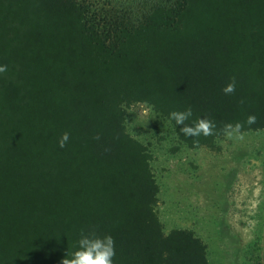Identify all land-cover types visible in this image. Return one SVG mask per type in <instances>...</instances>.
<instances>
[{
    "label": "trees",
    "instance_id": "trees-1",
    "mask_svg": "<svg viewBox=\"0 0 264 264\" xmlns=\"http://www.w3.org/2000/svg\"><path fill=\"white\" fill-rule=\"evenodd\" d=\"M62 2L59 14L30 3L0 11V65L8 68L0 73V264H62L81 230L117 241L136 220L139 173L129 181L121 168L135 161L133 141L109 126L119 100L139 94L168 118L182 110L185 91L197 87L179 62L192 36L220 50L195 64L207 65L204 88L227 97L222 88L236 78L241 106L218 113L216 131L233 123L229 112L235 123L254 114L245 125H264V0H103L96 10L90 0Z\"/></svg>",
    "mask_w": 264,
    "mask_h": 264
},
{
    "label": "rangeland",
    "instance_id": "rangeland-1",
    "mask_svg": "<svg viewBox=\"0 0 264 264\" xmlns=\"http://www.w3.org/2000/svg\"><path fill=\"white\" fill-rule=\"evenodd\" d=\"M90 1L96 10L103 0ZM258 1L248 0L249 5ZM29 3L36 12L59 14L65 9L62 0H0V11L29 10ZM104 7L117 11L113 3ZM135 13L141 19L146 10L139 7ZM185 41L188 49L179 62L186 59V75L195 76L197 87L187 88L179 109L190 106L191 120L210 117L217 125L220 112L241 105L234 94L226 97L204 88L207 65L195 66L208 56L218 58L220 50L204 45L200 36ZM143 97L150 95L119 100V115L109 126L123 140L133 141L137 155L134 162L122 163L119 173L129 181L139 173L140 180L136 220L118 231L114 264H264V125L244 124L243 140L227 139L223 131L181 136L175 122L138 99ZM111 111L110 106L105 114ZM230 114L227 118L235 124ZM105 165L118 167L116 162Z\"/></svg>",
    "mask_w": 264,
    "mask_h": 264
},
{
    "label": "clouds",
    "instance_id": "clouds-1",
    "mask_svg": "<svg viewBox=\"0 0 264 264\" xmlns=\"http://www.w3.org/2000/svg\"><path fill=\"white\" fill-rule=\"evenodd\" d=\"M8 70L7 65H0V73ZM236 78L231 77L230 82L227 83L222 91L225 95H231L235 92ZM244 103L243 99L240 101ZM193 115L192 108L189 106L184 110H173L169 114V119L175 121V125H183L180 132L186 137L196 138L201 135L213 136L216 134V122L210 117L198 118L191 120ZM190 122V123H189ZM257 122V117L254 114L247 116L244 122L226 123L223 126V134L227 139L243 140L244 139V124L252 125ZM174 134H177L175 128ZM178 135V134H177ZM95 138H99L98 136ZM69 139L67 132L63 133L59 145L63 148ZM194 140V143H198ZM116 255L115 240L110 234L99 235L93 228L85 231L81 230L80 238L78 240V247L75 251L68 252L63 258L62 264H114V257Z\"/></svg>",
    "mask_w": 264,
    "mask_h": 264
}]
</instances>
